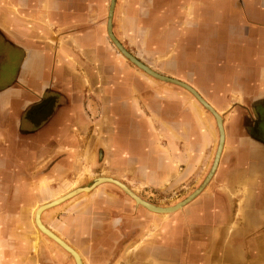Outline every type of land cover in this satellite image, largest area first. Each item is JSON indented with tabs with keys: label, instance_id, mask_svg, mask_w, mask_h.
Segmentation results:
<instances>
[{
	"label": "crops",
	"instance_id": "0c3cea01",
	"mask_svg": "<svg viewBox=\"0 0 264 264\" xmlns=\"http://www.w3.org/2000/svg\"><path fill=\"white\" fill-rule=\"evenodd\" d=\"M110 1L0 0V191L19 186L11 217L80 175L129 172L144 143L147 180L204 186L156 216L149 261L264 264V0L116 1V38L126 47L144 30V47L162 60L148 67L188 83L221 114L224 147L211 176L213 116L119 57Z\"/></svg>",
	"mask_w": 264,
	"mask_h": 264
},
{
	"label": "rangeland",
	"instance_id": "374dc122",
	"mask_svg": "<svg viewBox=\"0 0 264 264\" xmlns=\"http://www.w3.org/2000/svg\"><path fill=\"white\" fill-rule=\"evenodd\" d=\"M135 31L134 37L126 39L125 42L128 46L124 48L144 65L159 66L162 60L155 54L151 55L147 48L144 47V30ZM114 47L121 59L130 62L121 54L115 44ZM132 65L135 69L138 68L135 64ZM6 68V72L10 70L14 74L13 63H5ZM140 71L146 74L142 70ZM146 75L152 78L153 82L160 81L148 74ZM191 96L193 95L191 94ZM193 98L203 110L206 109L195 96ZM210 114L213 116L211 112ZM213 120L218 137L217 153L221 133L214 116ZM137 147H139L137 149L138 152L132 153L134 156L132 170L129 172L118 171L117 176L113 178L132 190L139 198L157 207L178 208L180 202H177L179 200L184 199L185 201L200 188L199 184L178 188L179 186L172 185V176L169 177V180L164 185H158L156 178L147 180L146 176H144V143L139 144ZM123 155H126V153L123 152ZM215 159L212 168L214 167ZM104 176L110 175H101L92 180L81 181L80 183V180L84 179V176L80 175L71 187L59 195L74 188H91L95 180ZM8 178L9 176H6V180ZM18 187L13 186L9 181L4 186V191H0V205L4 201V207H1L3 214H1L0 210V264H75L73 258L47 236L39 233V237H36L33 215L30 212H23L21 220L20 217H11L13 211H16L15 204L19 197ZM120 188V186L105 182L92 188L90 191L79 192L74 197L44 212L42 220L46 222L44 224L48 229L55 234H61L65 240L80 249L87 264H155L149 260L151 259L150 248L153 242L151 238L158 229L155 226L156 216H168L173 214V211L162 215L147 210L145 207L137 204ZM38 190L45 191L46 186H40ZM98 192L100 193L98 194ZM24 193L26 194V191L22 190L21 197H23ZM44 203H35L31 207ZM65 203L67 205L74 203V206L69 208L65 213H61L60 216H57L55 214L57 208ZM146 214L148 215V219L146 218ZM66 235L68 236L66 237Z\"/></svg>",
	"mask_w": 264,
	"mask_h": 264
},
{
	"label": "bare ground",
	"instance_id": "6f19581e",
	"mask_svg": "<svg viewBox=\"0 0 264 264\" xmlns=\"http://www.w3.org/2000/svg\"><path fill=\"white\" fill-rule=\"evenodd\" d=\"M114 2H115V0H113V1L111 0V4L112 5L110 4V8H109V13L111 14V16L108 17L107 33H108L109 38L112 40V42L115 44V46L121 52V54L133 64V62L129 59V57H132V56H130L129 52L124 48V46L116 38V36L113 33L114 31H112V28L111 27L109 28V22H111V20L114 18L113 17V15H114L113 14V12H114L113 11ZM110 31H111V34H110ZM111 35L113 36V38H112ZM146 67L149 69V71H152L153 73H156L157 75H160L159 77H161V78H159V79L155 78V77H158V76H155L154 74L146 72L148 70L144 71L141 68H139V67L138 68L140 70H142L144 73L148 74L149 76H152L153 78H155L157 80H160L162 82H167V80L162 79L164 77V78L169 79V81H172V82H168V83L180 86L182 88H184L182 85H178L175 82H180V83H182L185 86H189L190 88H192L202 98V100L205 103H207L209 105L208 107L211 109L210 112L216 118L217 123H218V128H219V131L221 133L220 143H219V147H218V150H217V153H216V157H215L216 158L215 159V164H214V167H213V170H215L217 168V166H218L219 161H220V158H221V155H222V151H223V147H224L225 129H224V122L222 120V116L219 113H217L214 110V108L192 86H190L187 83L182 82V81H180L178 79H174V78H170L168 76L161 75V74L155 72L154 70H152L151 68H149L148 66H146ZM184 89L189 91L193 96H195L198 99V101L204 106V104L201 102V100L195 94H193L188 88H184ZM97 182L98 183L95 185V187L98 186V185H102L105 182H109V183L115 184L117 186H120L126 192V194H128V196H130L137 204H140L141 206L145 207L147 210H150L152 212L159 213V214H162V215H166L167 213L173 211L174 207L171 209V208H163V207H157V206L151 205L150 203H148V202L144 201L143 199L139 198L134 192H132V190H130L124 184H122L119 181L115 180L111 176H104V177L98 178ZM90 190L91 189H89V188L88 189H76V188H74L72 190H69V191L65 192L64 194L56 196L54 199L50 200L47 203L40 204V205H37V206L35 205L34 207L30 208V214L33 215V222H34L33 225L36 228V237L37 238L39 237V233L44 234L45 236H47L51 241H53L54 243L58 244L62 249H64L73 258L75 264H87L86 259L83 256V254L81 253L80 249L76 248L73 244H71L70 242L65 240L64 237L61 234H57V233L55 234L53 231L48 229L45 226V224H44V222L42 220V215L48 209H50V208H52L54 206H57L58 204H60L61 202H64L68 198L74 197L79 192L90 191ZM194 197H195V195L191 196L190 200L191 199L193 200Z\"/></svg>",
	"mask_w": 264,
	"mask_h": 264
},
{
	"label": "water",
	"instance_id": "95a60500",
	"mask_svg": "<svg viewBox=\"0 0 264 264\" xmlns=\"http://www.w3.org/2000/svg\"><path fill=\"white\" fill-rule=\"evenodd\" d=\"M113 1V0H112ZM116 1L117 0H115V2H114V9H113V11L115 10V6H116ZM113 3V2H112ZM112 5V4H111ZM113 14H114V12H113ZM109 16H111V14L109 13V15H108V17ZM113 17H114V15H113ZM112 28V31H113V19L111 20V22H109V28ZM110 34H111V31H110ZM112 36V35H111ZM112 38H113V36H112ZM115 40V39H114ZM120 42V41H119ZM130 54V56H132V57H129V59L133 62V64H135L136 66H138L139 68H141L142 70H144V71H146V70H148V71H146V72H148V73H151V74H154L155 76H158V77H155V78H161V77H159L160 75H157L156 73H153L152 71H149V69L146 67V65H144V64H142L141 63V61H139L135 56H133L131 53H129ZM158 73V72H157ZM162 79H164V80H167V82H172V81H169V79H167V78H162ZM176 84H178V85H182L184 88H188L193 94H195L200 100H201V102L204 104V106H205V108L207 109V110H209L210 108L208 107L209 105L207 104V103H205L203 100H202V98L192 89V88H190L189 86H185V85H183L182 83H180V82H175ZM209 111H211V109L209 110ZM216 170V169H215ZM215 170H213V168H212V170H211V173H210V175L209 176H211L213 173H214V171ZM98 182H97V180H95V182L93 183V186L91 187V188H89V189H92V188H94L95 187V185L97 184ZM204 186H201V188H199L198 190H196L193 194H191L190 195V197L191 196H193V195H195V197L196 196H198V194L200 193V191L202 190V188H203ZM85 189H88V188H85ZM190 197H188L184 202H182V203H180L179 204V207L178 208H181V207H183L184 205H186L187 203H189L191 200H190ZM194 197V198H195ZM193 198V199H194ZM69 199V198H68ZM68 199H66L65 201H67ZM64 201V202H65ZM61 203H63V202H61ZM178 208H173V212L177 209L178 210ZM172 209V208H171ZM172 212V211H171Z\"/></svg>",
	"mask_w": 264,
	"mask_h": 264
},
{
	"label": "flooded vegetation",
	"instance_id": "af4514ba",
	"mask_svg": "<svg viewBox=\"0 0 264 264\" xmlns=\"http://www.w3.org/2000/svg\"><path fill=\"white\" fill-rule=\"evenodd\" d=\"M123 45V44H122ZM124 46V45H123ZM125 47V46H124ZM126 49V48H125ZM128 51V50H127ZM130 53V52H129ZM190 93V92H189ZM191 94V93H190ZM193 194V193H192Z\"/></svg>",
	"mask_w": 264,
	"mask_h": 264
}]
</instances>
